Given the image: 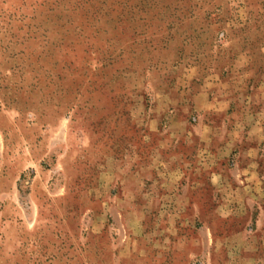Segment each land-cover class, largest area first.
I'll list each match as a JSON object with an SVG mask.
<instances>
[{
	"label": "rangeland",
	"instance_id": "374dc122",
	"mask_svg": "<svg viewBox=\"0 0 264 264\" xmlns=\"http://www.w3.org/2000/svg\"><path fill=\"white\" fill-rule=\"evenodd\" d=\"M0 264H264V0H0Z\"/></svg>",
	"mask_w": 264,
	"mask_h": 264
}]
</instances>
